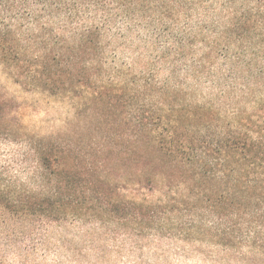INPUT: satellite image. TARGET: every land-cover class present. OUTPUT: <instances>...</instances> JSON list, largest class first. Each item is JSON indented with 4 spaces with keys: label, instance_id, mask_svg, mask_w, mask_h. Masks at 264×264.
Here are the masks:
<instances>
[{
    "label": "trees",
    "instance_id": "16d2710c",
    "mask_svg": "<svg viewBox=\"0 0 264 264\" xmlns=\"http://www.w3.org/2000/svg\"><path fill=\"white\" fill-rule=\"evenodd\" d=\"M233 3L218 18L207 16L218 0H146L147 13L144 0H0L6 75L73 108L43 135L0 94V137L35 164L23 183L0 178V218L86 219L264 253V3ZM227 67L233 101L221 100L228 83L204 95L203 80ZM6 251L27 256L17 242Z\"/></svg>",
    "mask_w": 264,
    "mask_h": 264
},
{
    "label": "rangeland",
    "instance_id": "374dc122",
    "mask_svg": "<svg viewBox=\"0 0 264 264\" xmlns=\"http://www.w3.org/2000/svg\"><path fill=\"white\" fill-rule=\"evenodd\" d=\"M144 1V13H147L148 6ZM218 1V10L216 3L208 10L207 16H233L234 9H237L233 0ZM258 1L264 3V0ZM136 29L135 27L134 30ZM139 31L137 36L146 41L148 31L152 33L144 21H140ZM130 34L131 32L127 36ZM128 39L131 40L130 37ZM225 54L222 51V57ZM223 62L220 59L216 66L219 68ZM225 69L227 71H221L214 79L203 80L199 88L204 95L210 93V90H214L216 95L219 93L218 86L215 88L213 81L218 85L221 82L228 83L222 91L230 94L222 95L221 100L229 98L233 101V71H228L229 67ZM235 86V90H244L242 87H245L242 82ZM0 94L17 101L21 123L28 131L38 134L44 135L62 129L73 112L69 104L41 92L27 91L15 84L6 75L1 64ZM208 144L202 145L201 140V149L205 150ZM34 165L33 157L27 154L22 145L6 136L0 137L2 180L16 179L23 183ZM9 215L6 221L0 218V264H264V253L256 255L243 249L242 254H239L238 250L233 249V239H229L224 246H216L206 240L195 242L167 236L152 237L138 230L128 235L125 228L119 225L105 226L86 219L54 223L44 220L40 222V218L36 216L26 218V215ZM15 242L27 253L23 260L6 251L7 246Z\"/></svg>",
    "mask_w": 264,
    "mask_h": 264
}]
</instances>
